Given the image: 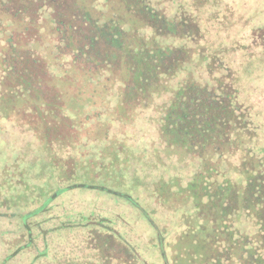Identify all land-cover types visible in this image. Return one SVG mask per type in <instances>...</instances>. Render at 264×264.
<instances>
[{"label":"trees","instance_id":"obj_1","mask_svg":"<svg viewBox=\"0 0 264 264\" xmlns=\"http://www.w3.org/2000/svg\"><path fill=\"white\" fill-rule=\"evenodd\" d=\"M245 16L233 0H0V97L39 142L42 198L63 187L22 215L21 249L149 264L116 207L55 202L82 184L151 219L145 192L189 264H264V17ZM64 230L87 234L85 260L50 251Z\"/></svg>","mask_w":264,"mask_h":264},{"label":"rangeland","instance_id":"obj_2","mask_svg":"<svg viewBox=\"0 0 264 264\" xmlns=\"http://www.w3.org/2000/svg\"><path fill=\"white\" fill-rule=\"evenodd\" d=\"M233 1H236L246 11L245 18L249 19L247 29L251 28L253 18L261 17L262 15L264 17V0ZM12 101L10 97H0V264H44L47 259L46 257L36 259L37 250L20 248V245L24 246V241L27 237L26 231L23 229L22 215L28 212L31 214L48 198V195H52L63 187H56L51 182L47 196L42 198L43 193L47 189L43 184L47 179L39 174L42 164L45 163L42 159L39 142L30 130H27L28 127L20 126L8 117L7 111L13 110L10 108ZM141 145L142 141L140 140L136 143V150ZM92 147L93 145L89 144L87 149L89 153L98 150V147ZM77 185L79 186L63 191L55 202L66 205L72 210L83 212H89L94 206L106 211L109 215H111L110 211H113L116 207L117 213L119 212L121 217L128 222L120 225L129 231L130 240L135 242V245H138L137 247L141 250L142 256L149 264H164L158 247L155 229L141 210L140 214L132 206L124 204L120 197L97 189H91L82 184ZM138 195L140 199H144L143 204L147 208L156 210L155 214L150 215L153 216L151 219H156L161 226L171 228L169 222H172L173 219L170 218V215L159 204L150 201L145 192L140 191ZM113 199L117 204L116 206H114ZM38 217L41 218L40 216ZM116 225H119V223L116 222ZM34 234L32 233V235ZM50 234V251L53 250V252H61L62 254L64 252H73V256L76 259H81L83 253L77 251L75 247L81 245L86 239L87 234L85 232L82 230H64L58 234ZM175 234V231L168 233V245L171 246V239ZM40 241L38 237V240H36L37 244H40ZM162 241L169 264L190 263L185 254L179 255L177 258V254L165 246L167 239ZM39 250H41V247ZM85 254L81 260H85ZM77 256L80 258H77Z\"/></svg>","mask_w":264,"mask_h":264},{"label":"water","instance_id":"obj_3","mask_svg":"<svg viewBox=\"0 0 264 264\" xmlns=\"http://www.w3.org/2000/svg\"><path fill=\"white\" fill-rule=\"evenodd\" d=\"M144 214L149 219L151 224H153V221L150 219V217L146 213H144ZM156 232H157V238H158V246H159L160 254L162 256L163 263L169 264L160 232L157 229H156Z\"/></svg>","mask_w":264,"mask_h":264}]
</instances>
